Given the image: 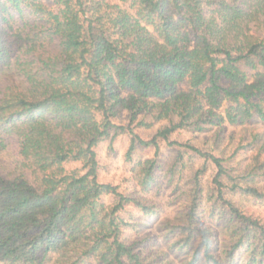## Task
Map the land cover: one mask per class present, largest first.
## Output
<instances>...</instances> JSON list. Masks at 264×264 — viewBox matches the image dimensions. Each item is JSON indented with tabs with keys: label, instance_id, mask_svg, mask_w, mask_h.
<instances>
[{
	"label": "trees",
	"instance_id": "16d2710c",
	"mask_svg": "<svg viewBox=\"0 0 264 264\" xmlns=\"http://www.w3.org/2000/svg\"><path fill=\"white\" fill-rule=\"evenodd\" d=\"M253 117L264 123V0H0V264H264V220L234 199L264 205V130L240 132L234 152L260 143L240 175L171 138L214 127L218 142ZM160 120L147 139L132 126ZM121 136L128 163L151 150L129 194L98 175L95 147ZM162 143L176 212L153 226Z\"/></svg>",
	"mask_w": 264,
	"mask_h": 264
},
{
	"label": "rangeland",
	"instance_id": "374dc122",
	"mask_svg": "<svg viewBox=\"0 0 264 264\" xmlns=\"http://www.w3.org/2000/svg\"><path fill=\"white\" fill-rule=\"evenodd\" d=\"M129 8L131 9V7ZM13 15L17 25H21L19 17L15 13H13ZM254 72V70H248L247 73L249 75V79H252ZM220 110H222V108H220ZM138 119H140V116H138ZM143 119L144 121H150L149 117H145ZM113 121L119 124H127L129 121L127 110L122 107L117 108V113L115 114ZM164 123V120H160L154 121L149 127L135 124L132 126L141 137L147 139L156 131L159 125ZM253 129L259 131L260 129L264 130V123L261 122L257 117H253L243 125H232L227 123L225 133L218 142L213 140V134L215 130L214 127L205 129L203 131H198L195 129H182L171 134V138L181 141L190 140L204 150L213 151V153L223 158V165L226 167L229 173L233 175H240L248 169L252 161L251 155L256 152L260 143L256 142L248 148H242L237 152H234L235 147L238 145L236 141L240 132H248ZM7 142H9L8 148L13 150V148H15L14 140L9 138ZM127 143V137L121 136L115 139L112 144H110L109 140L106 139L99 142V144L95 147L97 158L100 162V169L98 173L99 180L116 185L118 190L125 194H129L130 192L137 189L135 180L133 179V165L151 157V150L137 147L134 154L132 155V162L128 163L124 158V152ZM215 143L217 144L215 145ZM160 156L163 168L158 171V174L162 188L157 193L152 191L147 195L149 198L155 201L157 205V212L153 218L154 220H152V218L150 220V224H153V226H155V224H157V222L163 218L173 217L176 212V200L174 199V193L170 191L171 187L166 183L168 179V173L166 170L172 161L173 152L170 148L165 146L164 143H162ZM198 162L196 161V163ZM188 176V169L183 172L180 179L178 173L175 172L173 178L174 182L178 184L177 190L186 187L188 183ZM212 176L213 167L208 165V170L203 177L204 181L209 183V180L212 178ZM234 199L241 203V207L247 213L259 216L264 220V205L261 202L243 198L239 195H235ZM105 202L110 203L111 198L105 197Z\"/></svg>",
	"mask_w": 264,
	"mask_h": 264
}]
</instances>
